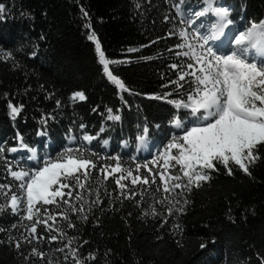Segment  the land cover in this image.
Wrapping results in <instances>:
<instances>
[{
    "label": "trees",
    "instance_id": "16d2710c",
    "mask_svg": "<svg viewBox=\"0 0 264 264\" xmlns=\"http://www.w3.org/2000/svg\"><path fill=\"white\" fill-rule=\"evenodd\" d=\"M0 2L8 8L7 19L0 20V49L12 51L14 57L7 61L0 59V146L15 145L13 137L19 130L40 156L47 151L55 157L65 146H83L100 154L98 165L105 163L104 157L115 155H120L122 165L132 167L134 172L135 163H151L152 157L163 150L166 138L172 134L166 131L171 127L167 123L166 109L172 105L150 99L148 94L167 91L173 97L176 95L175 84L168 82L177 80L178 70L170 65L184 58H177L168 51L176 39L169 36L168 31L176 21H165L163 17L175 16L172 4L179 0ZM201 3L202 0H183L182 8L199 7ZM221 3L233 6V16L243 4L249 18H264V0H222ZM81 6L89 12L88 18L82 16ZM86 19H90L106 57L119 61L110 64V69L123 80L128 91L117 89L104 75L94 43L85 35L89 31L84 28ZM41 35L45 39L41 40ZM129 48L134 51L129 52ZM32 51H36L35 57L29 55ZM74 91H83L87 99L70 101ZM4 93H8V99L14 103L25 105L15 121L8 116ZM48 93L53 95L45 99ZM57 99L61 101L59 107L55 103ZM106 108H112L113 114L121 119H106ZM44 113H53L55 119L48 120L46 136H37L41 128L39 120ZM146 120L150 124L151 139L147 147L138 150L134 138L138 125L143 126ZM80 123L85 125L84 129L79 128ZM157 123L161 124L160 129L154 127ZM101 126L104 132L97 135ZM84 132L93 136L91 142L83 140ZM69 136L75 140L70 141ZM103 140H108V144ZM124 140L128 141L126 147L121 143ZM6 155L10 161L16 157L22 165L35 164V160L26 159L30 153ZM21 155L25 157L23 160H20ZM130 157L135 158V163ZM13 167H16L15 162ZM91 171L93 177L100 175L98 169ZM141 172L147 173V169L142 168ZM253 176L255 180L243 174L235 177L214 174L210 185L193 190L189 195L186 211L178 217H168V223L162 228L159 217L141 215L142 208L153 203L156 184L137 182L132 185L129 177L123 181L128 185L124 191L135 189L136 195L128 199L121 195L112 177H108L99 188L106 210L101 214L93 209L100 223L95 224L90 216L87 222L77 221V229L65 230L89 241L81 249L85 256L89 251L96 252L97 259L89 264H257L256 253H264V163L255 167ZM17 183L0 161V184L11 185V191L17 192ZM103 185L108 186L107 195ZM144 189L147 191L138 207L135 201ZM3 191L8 192V189ZM156 195L159 198L162 190ZM91 198L95 199V195ZM109 199L114 203L108 205ZM3 202L4 196L0 194V203ZM153 206L161 208L160 204ZM57 221L62 227L59 217ZM28 223L10 211L0 213V228L5 230L0 232V241L7 240L10 235L14 239L21 234L30 235L25 231ZM173 223L182 229L175 237L169 234ZM43 228L37 225L38 232ZM43 234L45 238L33 240L32 245L22 244L24 255L0 243V264H40L35 257L24 259L33 245L43 250L54 264H71V257L65 262L63 253L55 251L61 246L60 241L47 239V230ZM157 235L162 239L158 240ZM176 240L182 246H177ZM201 243H206L207 247L201 249ZM107 249L111 252L105 256Z\"/></svg>",
    "mask_w": 264,
    "mask_h": 264
},
{
    "label": "snow or ice",
    "instance_id": "6c2138e0",
    "mask_svg": "<svg viewBox=\"0 0 264 264\" xmlns=\"http://www.w3.org/2000/svg\"><path fill=\"white\" fill-rule=\"evenodd\" d=\"M182 4L183 0L172 4L175 16L163 17L165 21H176L168 31L169 36L176 38L168 51L177 58H184L170 65V68L178 70L177 80L168 82L175 84L176 95L173 97L167 91L148 94L150 99L172 105V108L166 109L167 123L171 126L166 131L172 134L166 138L163 150L157 151L151 163L145 162L143 165L135 163V158L130 157L135 163L134 172L132 167L122 165L120 155L106 156L105 163L98 165L96 161L101 158L100 154L83 146H65L55 157L47 151L40 156L37 148L26 142L24 135L17 130L13 137L15 145L7 148L0 146V161H3L8 175L18 182L17 192L11 191V185L0 184V194L4 196V202L0 203V213L10 211L19 216L21 221L30 222L25 225V231L30 235L21 234L16 239L10 235L0 243L7 244L18 254L24 255L21 252L22 244L32 245L33 240L44 239L43 233L47 230V239L60 241L61 246L55 251L63 253L65 262L71 257V264H89L97 259L96 252L89 251L87 256L81 252L83 245L89 241L82 240L78 233L70 234L65 229H77L76 222H87L90 216L95 224L100 223L93 209L101 214L106 210L102 206L103 197L99 188L108 177H112L121 190V195L128 199L136 195L135 189L124 191L128 185L123 181L129 177L132 185L137 182L144 185L156 184L152 193L153 203L142 208L141 215L159 217L161 228L168 223V217H178L186 211L185 206L190 202L189 195L193 190L210 185L214 174L229 177L243 174L255 180V167L264 163V18H249L243 4L236 13L238 20L232 15V5L218 3L217 0H202L199 7L187 10L182 8ZM136 7L139 8L140 5L137 4ZM80 12L83 17H89V12L83 6L80 7ZM7 16L8 8L5 3L0 2V20H6ZM84 28L89 30L85 35L94 43L104 75L117 89L128 91L123 80L110 69V64L119 61L106 57L90 19H86ZM40 39L45 37L41 35ZM128 51L134 49L129 48ZM29 55L35 57L37 53L32 51ZM0 59H14L12 51L0 49ZM16 66L18 64L14 65ZM52 95L48 93L45 99ZM8 96V93H4L8 116L15 121L25 105L14 103ZM86 99L83 91H74L69 97L70 101ZM55 103L57 107L61 105L59 99ZM92 110L96 111L95 108ZM106 111V119H121L119 115L113 114L112 108H106ZM49 119H55L53 113L41 115V128L36 132L37 136L47 135ZM154 127L160 129L162 126L157 123ZM79 128L84 129L85 125L80 123ZM102 132L103 126L97 135ZM82 138L91 142L93 136L84 132ZM68 139L73 141L75 137L69 136ZM134 139L138 150L148 146L151 136L147 120L143 126L138 125V134ZM103 143L107 145L108 140H103ZM121 143L126 147L128 141ZM47 147L45 144V148ZM21 150L30 153L26 159L35 160L34 165H22L16 157L11 161L8 159L6 153ZM86 152L89 154L86 155ZM24 158L21 155L20 160ZM109 160L114 163H108ZM142 168L147 169V173H142ZM92 169H98L100 175L93 177ZM157 176L159 180L156 179ZM103 187L107 195L108 186ZM6 188L8 192L3 191ZM177 189L180 191L177 192ZM161 190L162 195L157 198L156 194ZM146 191L144 189L140 198L135 201L138 207L141 206ZM93 194L95 199L91 198ZM113 203V199L108 200V205ZM153 204H160L161 208L157 209ZM58 217L63 222L62 227L57 221ZM37 225L44 226L41 232L37 231ZM16 226L12 225L13 228ZM3 231L5 230L0 228V232ZM181 231L180 226L173 223L169 234L175 237ZM156 238L159 240L162 236L157 235ZM175 242L177 246H182L178 240ZM206 247V243L200 244L201 249ZM110 252L111 249H107L105 256ZM32 257L39 260L40 264H54L35 245L24 259L28 261ZM256 261L257 264H264V253L258 251Z\"/></svg>",
    "mask_w": 264,
    "mask_h": 264
},
{
    "label": "rangeland",
    "instance_id": "374dc122",
    "mask_svg": "<svg viewBox=\"0 0 264 264\" xmlns=\"http://www.w3.org/2000/svg\"><path fill=\"white\" fill-rule=\"evenodd\" d=\"M221 1H222V0H217V2H219V3H221ZM201 19H203V18H201Z\"/></svg>",
    "mask_w": 264,
    "mask_h": 264
}]
</instances>
